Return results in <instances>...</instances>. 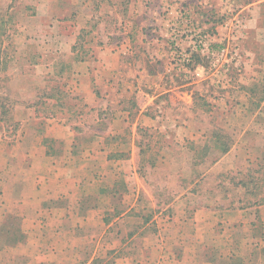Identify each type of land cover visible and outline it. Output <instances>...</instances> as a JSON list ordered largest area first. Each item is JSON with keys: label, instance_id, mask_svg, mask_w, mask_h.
Here are the masks:
<instances>
[{"label": "crops", "instance_id": "0c3cea01", "mask_svg": "<svg viewBox=\"0 0 264 264\" xmlns=\"http://www.w3.org/2000/svg\"><path fill=\"white\" fill-rule=\"evenodd\" d=\"M144 1L7 0L9 37L32 41L41 54L34 66L31 57L24 60L30 76L64 79L60 88L71 98L59 116H38L28 104L14 108L13 134L0 120V223L4 216L17 218L24 239L0 247V264H200L212 248L216 261H203L224 264L225 256L235 260L233 248L225 253L224 246L241 237L249 246L253 226H264V204L232 209L219 201L221 208H211L193 190L199 180L201 194L212 190L214 183L205 184L210 175L243 169L264 147V0H183L191 13L214 9L242 21L232 35L231 21L196 17L202 28L218 32L217 47L230 48L240 62L219 74L230 78L228 91L237 101L220 117H210L207 105V93L217 86L172 65L164 38L177 3ZM163 5L170 8L165 21L156 17ZM117 7L125 17L118 39L108 41L103 20ZM180 47L190 52V41ZM216 103L213 110L222 114L224 103ZM219 129L229 139L227 151L215 152L213 163L185 177L187 184L178 180L172 148L191 160L192 149L202 144L203 151ZM159 172L177 182L174 193L170 183L153 184ZM259 236L264 239V230Z\"/></svg>", "mask_w": 264, "mask_h": 264}, {"label": "rangeland", "instance_id": "374dc122", "mask_svg": "<svg viewBox=\"0 0 264 264\" xmlns=\"http://www.w3.org/2000/svg\"><path fill=\"white\" fill-rule=\"evenodd\" d=\"M113 1V0H112ZM123 0H114L116 3H122ZM162 0H145V6L147 4H155L157 7L158 4ZM183 1V0H182ZM192 1V0H190ZM205 1V0H204ZM173 2L177 3V8L174 10L175 16L179 14V11L183 10V17L187 22L190 21V23L193 24L194 27H196L201 33L206 34L210 38V44L211 47L216 50L219 47L216 44V41H219L220 36H216L218 32L215 30H211V26L208 28H202L203 26L197 23L196 17L197 15H201V18L207 22H215V23H221L224 24L227 21H231L232 24L229 28L231 31V34H235L236 31L242 30V21L239 20V18H235V14H229L226 13H218L214 12L215 10L212 9L210 13L207 12H198V13H191L189 4H185V2H181L180 0H173ZM171 3V2H170ZM12 4H8L7 0H0V79H3V82H0V105L3 106V111L5 112L3 116V127L6 129V133L13 134L16 129H14L15 126V118L18 117L17 112L15 114L14 108L16 107H22L21 104H28L33 105L34 109H36V115L41 117H51V116H59L60 113H62L60 109L66 105L70 104L69 95L64 93L60 87L63 86L65 83V80L63 79H57L55 77L53 78H44V77H35L30 76V73H33L32 68H28L29 62L26 64L25 59L27 57H31L32 65L35 64L34 57H38L41 54H37L38 48L35 47V44H33L32 41H12L9 37V31L6 28V25H10V29L12 28V22L7 21L6 17L7 15H3L4 9L8 6L10 7ZM199 7V6H198ZM169 6L163 5V7L160 8L159 14L156 15V17H161L165 21L166 19L164 16L168 14L169 12ZM117 11L114 12V9H112V14H110V17L108 19H104L103 22L106 26L104 34L107 35L108 41H116L118 39V36H116V31L120 28L119 27V18L125 17L124 13L122 12L121 8H116ZM231 14V15H230ZM145 15L148 16V13H145ZM97 20L100 19V16L97 14ZM199 17V16H198ZM240 17V16H239ZM95 20L97 23L99 21ZM175 21V20H174ZM172 21V22H174ZM235 21L240 22V27L235 28L236 24ZM8 22V23H7ZM206 23V22H205ZM179 26L182 24L180 22H177ZM169 25V24H168ZM103 26V25H101ZM169 27V26H168ZM168 27H166V32H168ZM187 27V26H186ZM225 28V27H223ZM13 29V28H12ZM228 29V28H227ZM226 31V30H225ZM165 32V31H164ZM109 33V34H108ZM111 34V35H110ZM237 34V33H236ZM168 35V33H167ZM159 39H163V36H161ZM224 39V40H222ZM165 41H168V36L164 38ZM221 41H228L225 40V38H221ZM232 41V40H229ZM239 41V40H237ZM227 49L230 50V48L227 47ZM37 55V56H36ZM194 61L196 64H200V67L204 69V73L206 74L204 80H201L202 83H211L214 87L217 86V89L213 90L214 92H208L207 93V105L210 106V109L208 111V114L210 117H220L227 113H231L232 109L236 107V100L231 98V93L228 91L230 85V78L220 77V72H215L214 68L210 65L211 58L197 55L194 56ZM240 62L239 60L236 61L233 65V70H235L236 67L239 66ZM30 65V66H32ZM34 66V65H33ZM55 66V65H54ZM52 66V73L56 74L57 69ZM59 69V68H58ZM36 73H42V70L39 68H34ZM34 74V73H33ZM216 75V76H215ZM227 81V82H226ZM226 82V83H225ZM65 87V86H64ZM224 87V88H222ZM53 91V92H51ZM61 91L62 94L59 95L58 92ZM228 92V94H225ZM52 95L53 97L51 99H47V95ZM225 94V95H224ZM228 95V96H227ZM8 96V98L13 101L14 104H11L10 101H5V99ZM217 98L220 100V104L224 103V108L222 114H220L219 111L213 110V108H217ZM75 104L78 106L81 105V102L75 100ZM208 110V109H207ZM17 111V110H16ZM1 120V119H0ZM218 134V140L215 139L209 143H205L203 146L204 150L201 151L200 147H202V144H197L195 149H192V151L195 150V155H193V158L191 160L188 159V155L183 156V152L181 150L173 147L172 151L176 157H178L179 164V173H177L178 180L181 181L182 177L184 179L188 178L191 179L195 175H197L201 170L203 171L205 167H208L211 163H213V159L216 157L215 152L220 154L223 149L227 148L230 145L229 139L225 132L223 130L216 131ZM207 149V150H205ZM187 153V152H186ZM256 158L248 162L246 166L237 171H245L246 168H252L256 169L261 166V168L264 167V161L262 160L264 158V147L256 149ZM193 154V152H192ZM150 159H153L155 157H158V153L156 156H152L150 154ZM191 171V172H190ZM236 171L228 170L224 173H220L217 175V177L209 176L208 181L205 183L206 187L207 185H213L214 187L212 190H205V193L203 191V194H201V189L199 186L202 184V180H199V182L196 184V188H193V190L200 191V199L203 200V203H208L211 208H217L221 206L217 203L219 201H230L237 200L240 198L242 191H238L234 189L233 180H231V177L235 175ZM222 175H224L222 177ZM226 176V178H224ZM186 177V178H185ZM151 181L153 184L157 185V187H161V185L165 183H170L172 186L174 184H177V182L174 181L173 177L168 178V175L165 172H159V174L154 175L151 178ZM195 181V180H193ZM192 181V182H193ZM185 183H188V180L186 179ZM212 183V184H211ZM217 184H219V187H217ZM257 184H264V182L259 181ZM198 186V188H197ZM171 187V186H170ZM174 188L170 190V194L174 193L176 191L175 186ZM160 195L159 197L164 199L165 192L163 190H158ZM236 195V196H234ZM227 196H230L229 199H227ZM207 199V200H206ZM201 200V201H202ZM230 203V202H229ZM203 204V206H205ZM218 205V206H217ZM169 218V217H167ZM169 220V219H168ZM20 227H21V221H19L17 218L13 216H4V222L0 223V247L2 246H8L9 244H17L21 241H24L22 237L20 236ZM261 230H264V226L262 227L259 223H256L255 226H253L252 229V236L249 238L250 245H247L246 237L245 238H239L241 241L237 242V244L234 246H224L223 251L225 253L230 252L233 248L234 253L232 255H235V260H229V256H225L224 261L222 263L224 264H264V239L261 238L260 233ZM243 232H241L239 235L241 236ZM246 235L248 233L245 232ZM244 239V240H243ZM243 240V241H242ZM15 241V243H14ZM234 243V242H233ZM263 245V246H262ZM232 247V248H231ZM214 248H212L213 250ZM211 249L207 250V253L201 254V263L200 264H207V262L203 261V258H206V260H209L212 263L215 262L216 255ZM252 251V254L250 256V260H248V252ZM213 252V253H212ZM223 252V255H224ZM195 255V254H194ZM226 255V254H225ZM199 258V257H197ZM197 258L191 255L192 261H198ZM221 259V258H220ZM245 261V262H244ZM221 262V261H220ZM215 264V263H213Z\"/></svg>", "mask_w": 264, "mask_h": 264}, {"label": "built area", "instance_id": "2783aa9c", "mask_svg": "<svg viewBox=\"0 0 264 264\" xmlns=\"http://www.w3.org/2000/svg\"><path fill=\"white\" fill-rule=\"evenodd\" d=\"M179 12L176 20L168 27V41L171 44V61L174 69L187 77L202 79L206 75L204 69L194 61V55H202L211 58L210 65L215 72H229L230 64L239 60L237 54L226 47L214 50L209 36L201 33L190 21L187 22L182 15L183 10ZM177 22L182 25L179 26ZM240 26V23H236L235 28ZM180 41H190V52L181 49Z\"/></svg>", "mask_w": 264, "mask_h": 264}, {"label": "trees", "instance_id": "16d2710c", "mask_svg": "<svg viewBox=\"0 0 264 264\" xmlns=\"http://www.w3.org/2000/svg\"><path fill=\"white\" fill-rule=\"evenodd\" d=\"M3 79H0V82H3ZM53 92V91H51ZM59 95L62 94L61 91L58 92ZM53 96L47 95V99H51ZM8 98V96L6 97ZM5 101H10L11 104H14L13 101H11L9 98L5 99ZM5 112L3 111V106L0 105V119L3 120ZM228 149L225 148L222 150V152H226ZM264 161V158L262 159ZM224 175H222L223 177ZM226 178V176L224 177ZM231 180H233L234 189L242 191L240 198H238L236 201L230 199V208L232 209H242L247 208L251 206H257L264 204V184H257V182L262 181L264 182V167L261 168L259 165L258 168L252 169V168H246L245 171H236L235 175L231 177ZM217 187H219V184H217ZM236 196V195H234ZM230 196H227V199H229Z\"/></svg>", "mask_w": 264, "mask_h": 264}]
</instances>
